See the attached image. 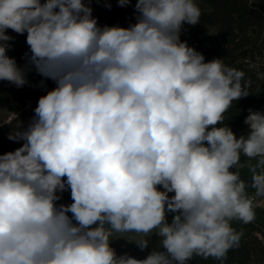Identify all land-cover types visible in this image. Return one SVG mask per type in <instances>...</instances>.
Wrapping results in <instances>:
<instances>
[{
	"label": "clouds",
	"instance_id": "obj_1",
	"mask_svg": "<svg viewBox=\"0 0 264 264\" xmlns=\"http://www.w3.org/2000/svg\"><path fill=\"white\" fill-rule=\"evenodd\" d=\"M91 3L0 0V80L28 83L10 29L55 83L9 133L22 146L0 154V264H223L243 235L232 222H253L264 197V112L248 110L246 135L224 124L251 80L180 39L200 23L194 0H136L128 27L99 26ZM114 233L159 247L117 255Z\"/></svg>",
	"mask_w": 264,
	"mask_h": 264
},
{
	"label": "rangeland",
	"instance_id": "obj_2",
	"mask_svg": "<svg viewBox=\"0 0 264 264\" xmlns=\"http://www.w3.org/2000/svg\"><path fill=\"white\" fill-rule=\"evenodd\" d=\"M194 2L208 16L198 26L183 25L181 35L184 41L190 47H194L198 52H201L206 62L214 58H221L226 66L234 67L243 61H251L259 68V73H264V0H236L220 11L213 9L210 4L201 0H194ZM110 5V8L106 6V0H92L90 6L93 9V17L97 18L98 25L101 27L105 25L122 27L125 13L117 2L110 1ZM224 27L232 29L233 33L237 35L236 40L244 43L232 55H228L224 51V49L230 47L229 43H226L223 49H208L205 46L206 41ZM7 34L18 35L10 29ZM196 38L199 40L198 42ZM53 88L54 86L48 88L45 94ZM42 95H36V83L29 82L18 94V98H12L9 102L0 104V136H8L16 128L18 121L22 122L23 127L26 128L34 116V109L37 106L39 97ZM241 99V102L235 104L234 108L229 111L230 114H228L233 123L230 128L237 137L246 135L248 132V126L243 121L248 115L249 109L264 112V79H259L257 76L249 96ZM9 121L11 122L9 123ZM241 161L245 162L246 158L241 157ZM241 178L250 184L251 177L247 168L241 170ZM247 191L249 195L254 194V189L250 187ZM62 196V200L58 203L69 204L72 202L70 192H64ZM255 203L258 206L255 208V220L252 225L260 229L262 234L264 233V197L257 198ZM171 219L172 214H168L169 222ZM151 235L149 247L144 251H141L134 242H131L140 238L136 233H114L111 247L115 249L117 255L126 253L133 258L144 259L149 252L159 247L160 238L155 233ZM251 262L252 264H264L262 259L254 255L251 256ZM188 264H190V261Z\"/></svg>",
	"mask_w": 264,
	"mask_h": 264
},
{
	"label": "trees",
	"instance_id": "obj_3",
	"mask_svg": "<svg viewBox=\"0 0 264 264\" xmlns=\"http://www.w3.org/2000/svg\"><path fill=\"white\" fill-rule=\"evenodd\" d=\"M116 2V0H110ZM204 3L210 4L213 9L223 10V8L227 5L234 3L236 0H201ZM136 0H132V4L128 7H121L122 11L125 13V16L122 20V27H128L130 24L136 22L135 17L136 13L134 12V4ZM199 6V5H198ZM201 10V9H200ZM201 19L200 22L206 20L207 13L201 10ZM200 24V23H199ZM197 24V26L199 25ZM14 37V40L11 41V48L7 51V55L10 58H14L17 66L24 70L26 79L29 82L36 83V95L45 94L46 90L51 87H55V83L51 80H46L41 77L35 69L29 64L27 56H30L29 46L26 44V35H11ZM196 36V35H195ZM180 39L184 41L183 36H180ZM237 35H235L232 29L228 27L222 28L216 35H213L206 41L205 46L209 49H223L225 44L229 43L230 47L224 49L225 53L228 55H232L234 51H236L239 46L243 43L242 41H237ZM196 41L198 42L199 40ZM244 44V43H243ZM27 54V55H26ZM249 61H243L238 63L234 67L238 70H242L245 72V80H251V85L248 89L250 92L253 89V82L257 78V74L259 73V68L250 67ZM251 62V61H250ZM253 63V62H251ZM255 64V63H253ZM26 85V84H25ZM24 85V86H25ZM23 86V87H24ZM23 87H16L14 84H11L8 81L0 80V104H4L9 102L12 98H18V94L22 91ZM239 101H234L231 108H234V105ZM231 108L224 114V124H227L229 127L233 125L231 122V117L229 111ZM21 142H13L8 139L7 135L0 136V154L7 153L10 151H14L15 149L22 146ZM171 195V194H170ZM253 222L248 224H244L240 221H233L232 227L240 232H243V235L240 240V246L238 248H234L229 250L227 254V260L223 262V264H252L251 256H258L264 262V233H260V229L256 228L252 225ZM190 264H221L220 261L209 258L207 260L195 257L190 261Z\"/></svg>",
	"mask_w": 264,
	"mask_h": 264
}]
</instances>
